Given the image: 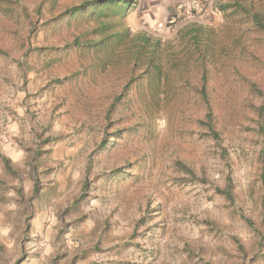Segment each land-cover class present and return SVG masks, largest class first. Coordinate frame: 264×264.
Instances as JSON below:
<instances>
[{"label":"rangeland","instance_id":"rangeland-1","mask_svg":"<svg viewBox=\"0 0 264 264\" xmlns=\"http://www.w3.org/2000/svg\"><path fill=\"white\" fill-rule=\"evenodd\" d=\"M83 1L0 0V264H264V0H138L163 81L120 101L142 63L68 47Z\"/></svg>","mask_w":264,"mask_h":264},{"label":"trees","instance_id":"trees-1","mask_svg":"<svg viewBox=\"0 0 264 264\" xmlns=\"http://www.w3.org/2000/svg\"><path fill=\"white\" fill-rule=\"evenodd\" d=\"M137 1L138 0H85L77 6L75 5L67 8L65 15H63V18H69L70 25H72L73 21H77L75 19L81 15L87 16V19L90 20L87 23V31L81 35H74L68 47L74 46L80 51L89 53L91 50L99 52L102 49L112 48L116 45H118V47L125 46V54L129 57H134L138 67L141 65L140 63H142L143 74L141 73V76H138V80H136L135 76L130 78L125 86H123L120 95L117 96V101L130 97L131 93L134 91V87L139 84V80L142 82L149 79L152 86L150 91H152L153 94L155 88H159L155 93L158 95L160 94V84L163 81L164 70L160 62L162 51L160 43L153 42L150 37L145 35L131 37L129 34L130 31L125 27L116 28L118 19L122 23L124 18L128 16L129 11L136 6ZM115 18L117 21L114 20ZM260 19L261 18H256V21L260 27L264 29V24ZM129 42L132 43L131 48H129ZM98 54H100V52ZM203 65L200 94L208 105L209 73L205 64ZM261 95L264 98V92H262ZM261 117L264 120V107H261ZM207 118L209 119V123H212L213 116L211 112H208ZM262 129L264 130V123L262 124ZM4 162L7 169L12 170L9 166V161L6 159ZM230 187L231 186L221 192L227 198L232 197Z\"/></svg>","mask_w":264,"mask_h":264},{"label":"crops","instance_id":"crops-1","mask_svg":"<svg viewBox=\"0 0 264 264\" xmlns=\"http://www.w3.org/2000/svg\"><path fill=\"white\" fill-rule=\"evenodd\" d=\"M196 2V5L202 3H207V5H211L213 0H143V4L146 8H148L149 12L159 13L164 18L167 17L168 14L176 13L178 7L191 8V3Z\"/></svg>","mask_w":264,"mask_h":264},{"label":"built area","instance_id":"built-area-1","mask_svg":"<svg viewBox=\"0 0 264 264\" xmlns=\"http://www.w3.org/2000/svg\"><path fill=\"white\" fill-rule=\"evenodd\" d=\"M196 6H197V5H196V2L193 1V2L191 3V9H195ZM180 9H184V8H183V7H180Z\"/></svg>","mask_w":264,"mask_h":264}]
</instances>
